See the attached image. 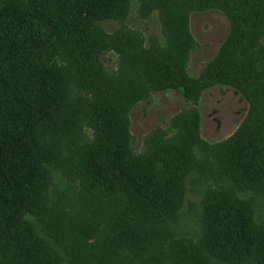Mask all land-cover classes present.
I'll return each instance as SVG.
<instances>
[{
	"label": "trees",
	"instance_id": "obj_1",
	"mask_svg": "<svg viewBox=\"0 0 264 264\" xmlns=\"http://www.w3.org/2000/svg\"><path fill=\"white\" fill-rule=\"evenodd\" d=\"M123 7L125 0H0V264H69L63 218L51 203L52 168L59 163L48 139L65 131L71 115L66 69L102 66L100 54L108 46L106 33L105 46L101 42L100 22ZM162 7L176 49L171 60L145 62L137 77L154 81L162 73L167 87L179 88L176 55L188 54L193 40L188 14L221 9L231 29L201 80L204 87L233 85L249 111L237 132L219 144L220 155L201 165L202 180H222L264 199V0H173ZM118 86L105 70L101 106L95 104L92 118L85 116L95 139L79 143L71 166L85 186L86 194H75L80 202L105 204V260L115 263L126 250L151 256L154 237L171 232L169 224L185 203L189 166L180 149H159L149 158L135 153L124 104L129 84ZM230 196H210L205 205L209 255L178 264H264V225ZM70 251V260H77Z\"/></svg>",
	"mask_w": 264,
	"mask_h": 264
},
{
	"label": "rangeland",
	"instance_id": "obj_2",
	"mask_svg": "<svg viewBox=\"0 0 264 264\" xmlns=\"http://www.w3.org/2000/svg\"><path fill=\"white\" fill-rule=\"evenodd\" d=\"M172 2L125 0L120 15L100 22L101 42L105 46L106 33L108 46L100 54L102 66L94 72L70 65L66 69L70 95L67 113L71 115L65 131L52 135L48 146L59 163L52 168L55 175L50 189L51 203L63 218L64 246L78 255L77 260H70L71 251L65 249L69 264H178L193 256L209 255L204 245L203 213L208 198L217 194L235 196L254 220L264 225L262 197L222 180H202L205 176L200 171L205 161L220 155L219 144L237 132L249 111L248 100L233 85L215 83L204 87L201 80L228 37L231 29L228 16L219 8L190 11L187 24L192 47L188 54L181 50L176 55L180 65V79L176 81L180 82L179 88L167 87L165 77L160 78L162 73L154 81L136 75L151 59H172L176 42L171 40L170 28L167 31L162 19V6ZM105 70L118 88L125 82L129 84L130 97H126L124 104L135 153L149 158L159 149H180L189 160L185 203L178 219L169 224L171 232L154 237L152 257L126 250L116 263L114 259L105 260V204L94 202L91 207L80 202V196L75 194L77 190L86 194L85 186L71 170L79 143H92L95 139L92 123L85 116L90 114L92 118L95 104L102 102ZM188 88L194 93L189 94ZM80 223L84 225L82 232Z\"/></svg>",
	"mask_w": 264,
	"mask_h": 264
}]
</instances>
